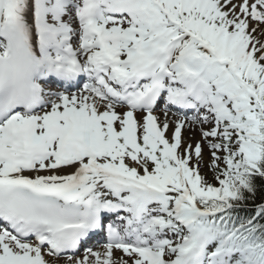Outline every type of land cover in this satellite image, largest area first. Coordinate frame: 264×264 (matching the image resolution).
<instances>
[{
    "label": "snow or ice",
    "instance_id": "snow-or-ice-1",
    "mask_svg": "<svg viewBox=\"0 0 264 264\" xmlns=\"http://www.w3.org/2000/svg\"><path fill=\"white\" fill-rule=\"evenodd\" d=\"M0 264H264V0H0Z\"/></svg>",
    "mask_w": 264,
    "mask_h": 264
},
{
    "label": "bare ground",
    "instance_id": "bare-ground-1",
    "mask_svg": "<svg viewBox=\"0 0 264 264\" xmlns=\"http://www.w3.org/2000/svg\"><path fill=\"white\" fill-rule=\"evenodd\" d=\"M186 131H188V134L186 133ZM193 131L191 130H185L183 132V134H186L187 136H190L191 138L188 139V138H185V141L186 142H194L195 140L199 139V131H195L194 134H192ZM207 154V153H206ZM206 154H205V157H206Z\"/></svg>",
    "mask_w": 264,
    "mask_h": 264
},
{
    "label": "rangeland",
    "instance_id": "rangeland-1",
    "mask_svg": "<svg viewBox=\"0 0 264 264\" xmlns=\"http://www.w3.org/2000/svg\"><path fill=\"white\" fill-rule=\"evenodd\" d=\"M186 133L188 134V131H186ZM192 134H194V132H192ZM184 135V138H191L190 136H187L186 134H183ZM206 160H207V154H206ZM202 172L204 174H206L208 176L209 179H211V174L208 172V170L205 168V169H202Z\"/></svg>",
    "mask_w": 264,
    "mask_h": 264
}]
</instances>
